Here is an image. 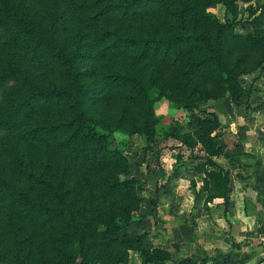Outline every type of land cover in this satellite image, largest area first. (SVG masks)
I'll list each match as a JSON object with an SVG mask.
<instances>
[{
	"label": "trees",
	"instance_id": "16d2710c",
	"mask_svg": "<svg viewBox=\"0 0 264 264\" xmlns=\"http://www.w3.org/2000/svg\"><path fill=\"white\" fill-rule=\"evenodd\" d=\"M238 1L0 0V264H86L85 239L103 223L94 189L145 188L96 175L123 162L128 141L116 131L154 139L152 89L169 87L187 107L216 92L235 98L237 77L264 64V1L250 6L247 34L235 31ZM208 174L217 189L227 182ZM34 230L51 256L21 246Z\"/></svg>",
	"mask_w": 264,
	"mask_h": 264
},
{
	"label": "rangeland",
	"instance_id": "374dc122",
	"mask_svg": "<svg viewBox=\"0 0 264 264\" xmlns=\"http://www.w3.org/2000/svg\"><path fill=\"white\" fill-rule=\"evenodd\" d=\"M238 3L235 31L247 34L254 31L249 20L256 0ZM211 11L224 19L222 4ZM236 84L235 98L216 92L191 107L172 100L169 87H155L160 120L154 139L116 131L119 140L128 141V150L119 165L97 169V180L135 178L145 188L116 195L103 184L94 189L98 204L105 200L94 208L103 223L85 239L86 264H110L127 246L120 264H179L183 258H190L189 264H264V64L238 76ZM209 171L226 176L221 189ZM207 178L210 186L203 190ZM219 191L225 195L217 196ZM33 232L21 246L51 256V240Z\"/></svg>",
	"mask_w": 264,
	"mask_h": 264
},
{
	"label": "crops",
	"instance_id": "0c3cea01",
	"mask_svg": "<svg viewBox=\"0 0 264 264\" xmlns=\"http://www.w3.org/2000/svg\"><path fill=\"white\" fill-rule=\"evenodd\" d=\"M206 233V235H207V237H209V238H212L213 237V235L212 234H210V233H208V232H205ZM197 235H200V234H197ZM202 236H205V235H203L202 234ZM199 237V236H198ZM203 238H205V237H203ZM195 253H197V252H195ZM210 253V251H204V254L205 255H207V254H209ZM216 253V251H213L212 253H210V254H215ZM194 256H196V254H193ZM202 258H204L205 256H201ZM196 258H198L199 259V257H198V255L196 256ZM221 264H225L224 262H221ZM243 264V263H242ZM245 264H249V260L245 263Z\"/></svg>",
	"mask_w": 264,
	"mask_h": 264
}]
</instances>
